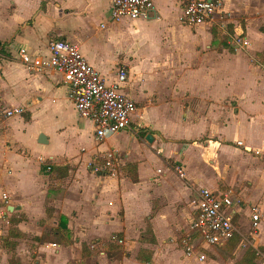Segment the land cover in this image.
I'll return each instance as SVG.
<instances>
[{
    "label": "crops",
    "instance_id": "obj_1",
    "mask_svg": "<svg viewBox=\"0 0 264 264\" xmlns=\"http://www.w3.org/2000/svg\"><path fill=\"white\" fill-rule=\"evenodd\" d=\"M110 5L111 0H0V193L8 196L5 209L11 206L13 216L21 217L13 225L18 235L38 238L47 227L61 235L59 242L36 247L42 259L33 264H72V260L76 264L84 244L96 249L104 241H116L117 234V243L125 246L121 258L109 260L112 253L99 249L94 264L200 261L186 256L182 245V259L171 249L176 237L189 230L195 190L201 186L216 193L231 188L242 200L233 217L240 234L209 247L211 254L236 242L243 225L264 244V221L255 233L249 225L250 207L264 211L253 202L257 196L248 201L233 185H218L227 162L233 169L236 166L227 152L264 151V17L253 10L259 5L264 9V0H224L217 22L199 25L180 19L182 4L177 0H154L147 18L118 21L110 18ZM242 19L244 27L234 35L245 37L248 44L238 48L231 41L234 50H230L227 24L237 27ZM53 39L76 44L107 83L115 80L119 67H125L121 90L137 105L130 128L98 141L93 123L76 112L61 75L28 70L22 64L20 47L31 55L46 56ZM15 107L23 112L4 115V110ZM87 130L90 145L84 142ZM127 131L133 136L121 145L118 140ZM40 133L47 143L37 141ZM147 134L151 142L145 139ZM241 137L243 142L237 145ZM108 152L114 155V174L88 166L101 165ZM254 160L251 173L263 190L264 169ZM40 162L71 166L69 185L50 186L51 172H42ZM170 162L183 169L184 177L176 176ZM127 163L136 164L137 182L127 178ZM46 206L51 208L49 216ZM5 233L8 230L0 228V235ZM15 247L20 262L28 264L25 243ZM142 248L151 253L142 257ZM7 259L0 249V264Z\"/></svg>",
    "mask_w": 264,
    "mask_h": 264
},
{
    "label": "built area",
    "instance_id": "obj_2",
    "mask_svg": "<svg viewBox=\"0 0 264 264\" xmlns=\"http://www.w3.org/2000/svg\"><path fill=\"white\" fill-rule=\"evenodd\" d=\"M182 4L180 19L188 25L213 24L221 18L224 0H177ZM154 0H111L110 18H147L153 10ZM231 41L238 48H245V37L233 35ZM46 56L31 55L25 47L17 51L22 64L37 72L54 71L61 75L69 87L68 96L80 118L90 120L94 125L95 138L100 141L107 135L130 128L132 117L137 110L135 101L121 90L126 80L125 67H119L113 82L107 83L99 71L80 52L78 46L63 39H53L47 45ZM21 107L4 110L6 117L20 115ZM241 145V141L236 142ZM112 152L104 157L101 165L88 163L94 171L114 174L116 168ZM179 176L184 177L181 167H176ZM194 200V213L188 232L181 237V245L186 256H195L203 261L204 249L220 246L239 233L234 215L242 200L233 189L216 193L208 187H198ZM3 201L8 200L2 193ZM264 221V211L259 207L249 208V225L253 233L259 223ZM240 234V233H239ZM120 242V241H119ZM259 264H264V248L257 251Z\"/></svg>",
    "mask_w": 264,
    "mask_h": 264
},
{
    "label": "rangeland",
    "instance_id": "obj_3",
    "mask_svg": "<svg viewBox=\"0 0 264 264\" xmlns=\"http://www.w3.org/2000/svg\"><path fill=\"white\" fill-rule=\"evenodd\" d=\"M259 4H262L261 1H259ZM259 7V8H258ZM262 6L259 5L257 7H254L253 10H256L257 14L260 15L261 18L264 17V9L261 8ZM263 23H264V19ZM238 26L234 27V23H229L227 24V34H226V45L227 48H229L230 50H234L233 46H231V37L234 34H239L241 33V29L242 27H244V20H239V22H237ZM106 67H109L110 65H105ZM115 70L114 69H110V74L111 76L115 75ZM89 125L92 127V124L89 123ZM245 131L247 130V127H244ZM170 130V129H169ZM173 130V129H172ZM90 130H87L85 135H84V142L87 143V145H90L92 142L90 141V136H91V132ZM197 132V131H195ZM248 133V131H246ZM125 134H123L124 138L121 137L119 138V143L121 145H123L127 140V138H131L133 136V134H131L129 131L127 132H123ZM140 134V133H139ZM143 133H141L140 135H142ZM237 140L243 142V138H238ZM237 144V143H236ZM234 143V145H236ZM233 145V146H234ZM251 151H238V150H230V152L226 153V156L229 159H234L235 162V168L233 169V165H229L227 162V166L225 165L223 167V172L225 171V173L220 177V183L218 184L219 186L222 185H226V187H231L229 185H233V188L237 189L238 193H241L240 195L245 199V200H252L254 197H256V199L253 202H257L259 203V205L261 207L264 208V189L260 190V188H263L260 184L257 183V181L255 180V174L252 172L251 173V169H252V164L254 163V159H257V161L259 162V164H261L262 168L264 169V151L262 150L261 152H259L258 154L254 152L255 149L251 148ZM150 150V148H149ZM38 161V160H37ZM41 164H43L42 162H40ZM40 164V165H41ZM172 167L175 168L176 170V164L175 163H171ZM231 166V167H230ZM71 166H67V165H62V166H58V169L55 171L51 172V177L53 178V180L51 181V178H49L48 176V180H49V185L54 186V187H59V189H61L60 187L62 186L64 189V186H68L69 183L68 181H71ZM184 172V171H183ZM45 174V173H43ZM176 176L178 177L179 175ZM180 178H182L181 176H179ZM178 177V178H179ZM264 178V177H263ZM129 179V178H128ZM197 185H202L200 183H197ZM194 189V188H193ZM3 192L0 193V197L2 195ZM8 202L7 201H1L0 203V209L2 210V213L0 214V228L1 230H8V233L4 234V235H0V249H4L6 254L8 255V259L6 262L3 263L4 264H25L26 262L21 263L20 262V257H18V255L16 254V245L19 242H24L27 249L29 250V254L27 257V261L28 264H33L34 262L36 263L37 260H41L42 259V254H38L36 252V247L38 245H42L45 244L48 241H54V242H59L58 237H61L60 233L57 235V233H54V228H46L42 234L41 237H30V236H26V235H18L17 230H15L16 228L13 226L16 222L17 219H21L14 217L13 216V210L9 211L7 209H5V204ZM46 205H49L48 203ZM47 208L45 209L47 212V216L50 215V206H46ZM263 228L260 229V231H258L257 235L258 237L261 235V231ZM56 230V229H55ZM242 236L238 237L236 240V242H230L222 247L219 248H215L214 253H210L209 249H204L203 252L205 251V255H206V260L204 261H196V260H191V262L193 264H257L256 259H257V251H259L260 249L264 248V244L262 243H258V241H256V238H252L250 232V229L248 228V226L243 225L240 229ZM18 235V236H17ZM180 234L176 237V245L175 248L173 247L171 249V251H175L174 255L175 257H177L178 254V258L182 259L181 256V237L183 235ZM149 237V236H147ZM179 237V238H178ZM257 237V239H258ZM107 240V239H106ZM107 241H104L105 243L103 244V246L101 247V244L99 246H97L96 249H90V245L89 244H84V248H83V255H82V259L78 260L76 262V264H94L95 261H98V258L100 257V255L98 254L99 249H102L104 251H106L107 255L108 252L113 254V257H111V259L108 257L109 260H114L116 258H121V255L123 253V247L124 244L123 243H115L114 246L110 247L109 243ZM170 242H173L172 240H170ZM256 245V246H255ZM259 245V246H257ZM101 247V248H100ZM182 248V247H181ZM178 251V252H176ZM34 253V254H33ZM139 253L142 254L144 257L146 253H151L148 250L145 249H139ZM33 254V255H32ZM151 255V254H150ZM26 261V260H25ZM174 262H177L178 259H174ZM71 263L73 264V260L71 261ZM178 264H180V261L178 262Z\"/></svg>",
    "mask_w": 264,
    "mask_h": 264
},
{
    "label": "trees",
    "instance_id": "obj_4",
    "mask_svg": "<svg viewBox=\"0 0 264 264\" xmlns=\"http://www.w3.org/2000/svg\"><path fill=\"white\" fill-rule=\"evenodd\" d=\"M1 50V49H0ZM58 169V167L57 166H52V165H50V164H41L40 165V170L42 171V172H52V171H55V170H57ZM125 173H126V176H127V178H129V180L131 181V182H137L138 181V175H137V171H136V164L135 163H127L126 164V166H125ZM61 220L62 221H64V219L61 217ZM57 233V230H54V233ZM58 234V233H57ZM64 238L66 237V236H64V235H62ZM120 235L119 234H117V235H115V237H116V241H112V242H110L109 243V246L110 247H112V246H114L115 245V243L117 244V239H118V237H119ZM62 241H64V242H67L66 240H61V242ZM113 254H110V256H112ZM150 254L148 255V257L145 259L146 260V262H149L150 261ZM139 258H141V257H139Z\"/></svg>",
    "mask_w": 264,
    "mask_h": 264
},
{
    "label": "water",
    "instance_id": "obj_5",
    "mask_svg": "<svg viewBox=\"0 0 264 264\" xmlns=\"http://www.w3.org/2000/svg\"><path fill=\"white\" fill-rule=\"evenodd\" d=\"M145 139H146L147 141H149V142L152 141V137H151L150 134H147L146 137H145ZM37 141H38L39 143H47V138H46V136H45L43 133H40V134L38 135ZM11 209H12V207L9 206V207H8V210H11Z\"/></svg>",
    "mask_w": 264,
    "mask_h": 264
}]
</instances>
